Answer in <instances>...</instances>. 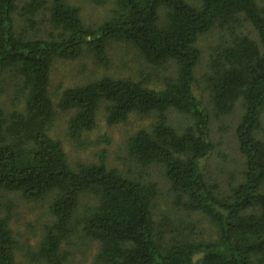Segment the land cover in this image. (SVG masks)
<instances>
[{
    "label": "trees",
    "instance_id": "obj_1",
    "mask_svg": "<svg viewBox=\"0 0 264 264\" xmlns=\"http://www.w3.org/2000/svg\"><path fill=\"white\" fill-rule=\"evenodd\" d=\"M16 1L0 0V89L11 97L9 112L0 103V190L29 201L55 192L48 206L53 223L38 250L44 264H66L69 253L62 243L78 224L97 242L94 264H264V138L257 136L264 113V5L113 0L111 16L89 26L67 0H29L17 26ZM45 11L50 29H39ZM243 20L258 40L236 36L207 79L217 115L230 114L237 103L243 109L235 128L242 166L225 191L201 168L215 144L208 137V110L193 91L201 56L197 41L217 25L240 26ZM112 40L131 43L156 68L173 64L174 74L161 88L130 77L83 79L53 100L54 63L86 56L107 64ZM100 107L109 124L133 112L155 115L149 128L129 137L128 154L143 167L161 166L171 203L207 218L215 238L177 234L166 218L158 219L155 200L161 191L142 174L123 173L103 158L70 167L62 142L51 134L59 113L71 112L67 129L78 139L94 128ZM169 108L191 118L183 131L169 125ZM81 195L89 200L81 201ZM9 219L0 214V264H24L15 258Z\"/></svg>",
    "mask_w": 264,
    "mask_h": 264
},
{
    "label": "rangeland",
    "instance_id": "obj_2",
    "mask_svg": "<svg viewBox=\"0 0 264 264\" xmlns=\"http://www.w3.org/2000/svg\"><path fill=\"white\" fill-rule=\"evenodd\" d=\"M27 1L29 0L16 1L13 18L17 26H22V8ZM67 1L79 7L82 20L89 26H98L111 16L113 0ZM188 1L199 5L201 0ZM256 2L260 6L264 5V0H256ZM160 13L163 14L162 9ZM41 17L44 20L37 27L39 29H50L47 22L49 13L45 11ZM242 33L258 40L252 25L243 20L240 26L217 25L197 41L201 56L195 70L196 82L193 91L208 110L210 116L208 137L215 144L209 155L201 160V168L210 180H217L225 191L228 189L229 183L237 181V173L242 166L243 159L238 150L235 128L241 119L243 109L237 103L230 114L217 115L211 101V91L207 79L210 77L212 64L219 65L221 51L231 46L235 37ZM107 57V64L98 63L86 56L73 61L57 60L52 68L49 85V94L52 99L56 101L57 94L63 88L80 83L83 79L102 75L130 77L136 81H142L147 86L161 88L164 78L175 72L173 64L166 65L168 68H156L148 64L131 43L122 40L109 42ZM3 89V87L0 89V103L9 112L11 110V97H9V94L4 93ZM70 115L71 112L59 113L56 125L51 132L54 138L62 142L70 167L76 168L78 164L98 162L103 158L106 165L116 167L123 173L136 176L142 174L146 180L155 182L161 191V194L155 200V215L158 219L166 218V222L173 225V228L177 230V234H195L192 236L204 239L215 238L214 228L207 218L198 213L188 212L182 207H176L175 204L171 203V193L169 195L167 193L169 182L164 178L161 166L143 167L128 154L127 142L129 137L140 128H149L154 121L155 115L153 113L140 114L133 112L129 114L125 121L109 124L105 119V108L100 107L94 128L84 132L78 139L72 138L67 129V121ZM165 115L169 125L179 132L183 131V128L191 121L189 116H185L171 108L165 111ZM261 123L262 129L258 131L257 136L264 138V113ZM54 196L55 192L52 191L40 200L29 201L23 199L17 192L0 190V214L10 217L9 226L17 240L15 249L17 262L44 264L38 256V250L47 226L53 223V217L49 213L48 206ZM80 198L83 202L88 199V197L83 198V196ZM81 212L82 209H79L75 214V218L79 217ZM161 214L163 215L158 217ZM188 223L193 225L188 226ZM76 228L77 230L71 231L67 236L66 242L62 243L69 253L66 264H94L93 257L98 247L97 242L87 239L82 231V225L78 224Z\"/></svg>",
    "mask_w": 264,
    "mask_h": 264
}]
</instances>
